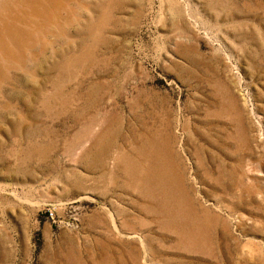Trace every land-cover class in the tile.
<instances>
[{
  "label": "rangeland",
  "instance_id": "1",
  "mask_svg": "<svg viewBox=\"0 0 264 264\" xmlns=\"http://www.w3.org/2000/svg\"><path fill=\"white\" fill-rule=\"evenodd\" d=\"M0 264H264V0H0Z\"/></svg>",
  "mask_w": 264,
  "mask_h": 264
}]
</instances>
